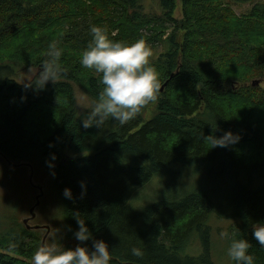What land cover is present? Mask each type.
<instances>
[{"label": "trees", "instance_id": "trees-1", "mask_svg": "<svg viewBox=\"0 0 264 264\" xmlns=\"http://www.w3.org/2000/svg\"><path fill=\"white\" fill-rule=\"evenodd\" d=\"M154 3L0 0V156L49 169L56 155L50 183L63 213L58 247L80 243L73 236L78 217L94 239L107 242L110 264H214L208 220L218 214L238 220H231L230 234L238 228L255 264H264V247L252 237L253 224L264 222V86H251L253 77L264 82V0H180V19L173 16L176 0ZM239 4L250 7L237 13ZM92 25L104 26L114 41L142 38L151 49L161 86L151 118L141 114L150 102L123 125L108 118L100 127H83L91 110L77 112L74 85L95 102L103 88L100 74L79 62ZM53 41L62 52L55 83L43 87L37 75L22 83L8 76L11 64L39 72ZM41 109L54 118L52 128L38 135L48 120ZM227 131L239 137L236 143L212 148L204 140ZM64 148L88 154L61 157ZM173 170L180 171V194L130 204L136 189ZM188 170L221 181L226 195L206 181L188 184L194 179ZM66 187L72 199L64 197ZM11 217L14 222L0 232V264H31L41 228L27 229ZM197 240L200 252L188 254ZM86 243L91 247V240ZM133 247L143 256H133Z\"/></svg>", "mask_w": 264, "mask_h": 264}, {"label": "clouds", "instance_id": "clouds-1", "mask_svg": "<svg viewBox=\"0 0 264 264\" xmlns=\"http://www.w3.org/2000/svg\"><path fill=\"white\" fill-rule=\"evenodd\" d=\"M89 33L91 40L81 52L79 62L83 68L100 74L103 88L88 117L82 121L83 127H100L108 118L123 125L134 119L144 106L157 99L161 86L159 75L149 61L151 49L142 38L131 43L114 41L109 38L104 26L92 25ZM61 55L57 42L50 43L47 59L39 70L38 78L43 87L49 81L55 83L59 78L62 72L59 63ZM238 139L231 131L220 137L214 134L204 137L205 141L211 140L212 148L227 147ZM56 158L55 154L51 155V160L47 162L50 168L55 167L52 162ZM81 189L83 197L86 194L83 181ZM63 195L66 199L73 198L72 190L68 187L63 190ZM75 218L78 227L73 236L80 243L74 248H61L55 243L41 244L31 256V264H110L111 253L107 242L94 239L85 219ZM224 235L230 239L226 255L233 264H255L254 256L249 251L251 244L241 237L238 228ZM252 237L264 247V222L253 224ZM89 240L92 241L91 247L86 243ZM131 254L142 257L143 251L133 247Z\"/></svg>", "mask_w": 264, "mask_h": 264}, {"label": "rangeland", "instance_id": "rangeland-1", "mask_svg": "<svg viewBox=\"0 0 264 264\" xmlns=\"http://www.w3.org/2000/svg\"><path fill=\"white\" fill-rule=\"evenodd\" d=\"M147 2L152 3L153 7H155V0H147ZM248 7H250L249 4H239L235 5L234 9L237 13H242L245 12ZM173 16L177 19L182 17V7L180 0H176V8L174 10ZM157 48V52L163 50L162 46H158ZM11 69L12 74L8 76L14 78L19 83L27 82L36 75L39 77V72L36 68L21 69L17 65L11 64ZM253 79L255 78L253 77L251 81ZM246 85H250V82L246 83ZM259 86L263 87L264 82H260ZM74 93L78 113H84L86 111L92 110L95 101H92L78 84L74 85ZM184 94L186 93L181 95ZM156 111L157 102H151L141 113L142 118L147 120L151 118ZM41 112L48 118V120L44 119L45 122L40 124L42 129L37 132L38 135H43L45 133L44 130L47 128H52L51 123L54 118L53 112L46 111L44 109H41ZM85 154L88 153L86 151H76L73 149L64 148L62 150L61 157L76 158ZM29 164L32 170H30L27 165H10L2 156H0V232L6 229L5 223L10 225L14 222L11 221V216H14L13 219L23 225H49V232L45 237V243H55L61 237L63 213L60 202L56 197L50 183L53 168H45L39 162ZM31 171L33 185L29 181V174ZM188 172L190 176H194V179L190 180L188 184H195L201 187L206 181L210 185H213V187L219 186L220 188H223V194L226 195L224 189L225 185H223L221 181L210 180L207 176L193 173L191 170H188ZM179 174V170H173L171 177H167L165 175L154 176L147 183L136 189L138 192H135L136 195L134 198H130V204L135 206H143L162 198H173L175 197L173 196L174 194H180L181 191L176 181V178ZM183 182L184 180L182 178V180L178 183L182 185ZM35 185H41L43 194L39 198L38 206H36L34 209L35 218L30 219L27 224H24L23 219L30 216L29 209L32 205H34L35 196L39 193V190L35 187ZM219 209L222 213V216H224L226 212L225 202L219 206ZM231 220H233L235 223L238 222L237 219L223 218L218 214L217 218L215 216H210L208 220V225L210 227V256L214 264H233V262H231L226 255L227 248L230 244V239L224 235V233L230 234V225L233 222ZM45 232V228H41L39 230L41 241ZM200 250L201 246L197 240L187 248L186 252L190 255H196L200 252Z\"/></svg>", "mask_w": 264, "mask_h": 264}, {"label": "water", "instance_id": "water-1", "mask_svg": "<svg viewBox=\"0 0 264 264\" xmlns=\"http://www.w3.org/2000/svg\"><path fill=\"white\" fill-rule=\"evenodd\" d=\"M260 84V80L259 79H253L252 80V82H251V86L252 87H256V86H258ZM162 89V88H161ZM6 161H7V163L8 164H10V165H13V166H15V165H27L29 168H30V170H32L31 169V166H30V164L29 163H27V162H22V163H20V164H14V163H11L10 161H8L6 158H4ZM29 181H30V183L33 185V182H32V171L30 172V174H29ZM35 187L39 190V193L35 196V203H34V205H32L31 207H30V209H29V212H30V216L29 217H27V218H25V219H23V223L25 224H27V222L30 220V219H33V218H35V212H34V209H35V207L36 206H38V204H39V198L42 196V194H43V192H42V187H41V185H35ZM26 226V228L27 229H30V228H32V229H36V228H45L46 229V232H45V234L43 235V237H42V244H44L45 243V237H46V235L48 234V232H49V226L48 225H37V224H35V225H25Z\"/></svg>", "mask_w": 264, "mask_h": 264}]
</instances>
